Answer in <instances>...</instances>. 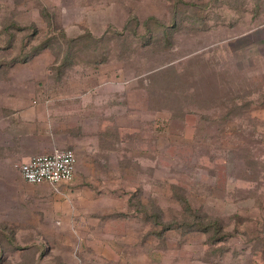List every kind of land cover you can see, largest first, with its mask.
<instances>
[{
	"label": "rangeland",
	"instance_id": "rangeland-1",
	"mask_svg": "<svg viewBox=\"0 0 264 264\" xmlns=\"http://www.w3.org/2000/svg\"><path fill=\"white\" fill-rule=\"evenodd\" d=\"M17 94L77 162L61 199L0 171V264H264V0H0Z\"/></svg>",
	"mask_w": 264,
	"mask_h": 264
},
{
	"label": "crops",
	"instance_id": "crops-1",
	"mask_svg": "<svg viewBox=\"0 0 264 264\" xmlns=\"http://www.w3.org/2000/svg\"><path fill=\"white\" fill-rule=\"evenodd\" d=\"M48 104V100L29 99L20 94L1 98L0 115L3 119L0 118V171L5 170L6 174L8 169L19 166L31 157L57 150L56 137L71 131L73 125L69 124V120H66L65 125L60 121L58 128L55 122L48 119L45 114ZM82 121L75 124L78 127L75 129L84 138L87 124L84 119ZM45 185L54 197L61 199L67 195L68 190L64 186L68 184L61 183L55 187ZM64 206L58 201L50 205L54 211L63 214L67 212Z\"/></svg>",
	"mask_w": 264,
	"mask_h": 264
},
{
	"label": "built area",
	"instance_id": "built-area-1",
	"mask_svg": "<svg viewBox=\"0 0 264 264\" xmlns=\"http://www.w3.org/2000/svg\"><path fill=\"white\" fill-rule=\"evenodd\" d=\"M76 162L72 150H54L49 154L31 157L18 166V171L27 184L55 187L73 179Z\"/></svg>",
	"mask_w": 264,
	"mask_h": 264
},
{
	"label": "trees",
	"instance_id": "trees-1",
	"mask_svg": "<svg viewBox=\"0 0 264 264\" xmlns=\"http://www.w3.org/2000/svg\"><path fill=\"white\" fill-rule=\"evenodd\" d=\"M160 25H162V24H160ZM166 28L167 27H165V26H158L156 24L155 25H151V23H149V24L147 23V30L149 32V36L147 35L145 37L146 38L145 40L148 41V43L146 41H143L142 44H146L147 43V45L151 44V46H153V47H161L164 50L169 49L171 44H170L169 39H168L169 36L165 32ZM158 31L161 32L162 34L159 35ZM173 67L174 66L166 67L164 69L162 68V69L158 70L157 71L158 73H155L154 75H157V74L161 75L163 73L166 74L167 72H170ZM185 204L186 205H183V209L185 211H188L189 213H191L189 211L190 207L188 206V204L186 202H185ZM169 225H170L169 227H172V228H186V227H190V221L188 222L186 220H181L179 223H176V222L173 223L172 222ZM219 231H220V228L218 226V228L215 229V233H217V232L219 233ZM202 232L208 234V233L211 232V229L206 227V228L202 229ZM3 233L6 235V233L3 231V229H1L0 230V235H2ZM35 243L36 244L34 245L35 246L34 247L35 248L34 251L36 253L38 252L39 254H43L42 252H45V249L42 247V245H40V243H38V242H35Z\"/></svg>",
	"mask_w": 264,
	"mask_h": 264
}]
</instances>
